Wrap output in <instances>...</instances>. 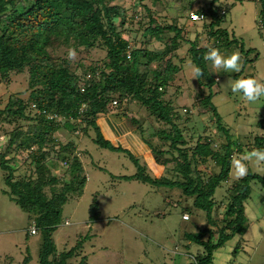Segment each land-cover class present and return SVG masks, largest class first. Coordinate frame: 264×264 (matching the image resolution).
I'll return each mask as SVG.
<instances>
[{"label":"trees","instance_id":"trees-1","mask_svg":"<svg viewBox=\"0 0 264 264\" xmlns=\"http://www.w3.org/2000/svg\"><path fill=\"white\" fill-rule=\"evenodd\" d=\"M117 1L0 0V80L9 81L10 73L27 69L30 92L27 100L11 94L0 107L4 191L43 234L40 264H88L86 255L80 261H71L82 256L83 241L58 252L54 238L57 227L65 222V205L84 194L88 181L77 137L60 140L56 132L65 121L85 137H91L93 128L95 143L126 152L136 162L137 173L121 178L137 179L158 190L179 189L181 197H173L174 201L164 196L170 203L181 204L182 198L191 200L192 205L182 210L185 224L175 241V249H186L183 254L188 264H214L217 250L234 238L236 246L226 264H242L237 255L252 224L246 205L255 186L264 188V173L249 170L246 177L229 181L232 157L241 156L243 143L225 124L213 101L219 79L209 70V61L203 59L209 48L219 49L223 43L230 48L237 41L235 33L223 26L227 9L221 0L204 2L197 9L193 7L195 0H137L133 10ZM255 1L260 3L256 22L261 21L264 28V0ZM162 3L166 9L175 10L172 23L162 21L154 9ZM191 11L203 18L192 19ZM205 32L209 44L202 45ZM155 41L162 51L149 47ZM185 43L189 45L188 58L204 72L197 79V97L206 110L197 114L181 106L183 85L172 79L189 60L179 53ZM238 47L241 55L253 50H246L244 44ZM62 48L99 49L105 57L91 65L79 60L74 67L68 57L56 55ZM247 62L244 60V65ZM230 75L256 79L251 72ZM134 107L146 108L161 126V130L144 138L169 131L168 146L156 152L165 167L175 163V179L152 175L136 155L103 135L98 124L101 115L117 110L128 117ZM130 120L136 127L141 124L137 117ZM263 124L264 116L259 121ZM254 144L256 149H264V135L255 136ZM210 160L219 167L212 174L202 166L207 167ZM63 164L68 169L59 176L55 169ZM223 182H227L229 198L218 200L215 194ZM96 207L93 204L90 208L92 223L100 217ZM184 214L189 218L185 219ZM29 263L30 256H26L22 264Z\"/></svg>","mask_w":264,"mask_h":264},{"label":"rangeland","instance_id":"rangeland-1","mask_svg":"<svg viewBox=\"0 0 264 264\" xmlns=\"http://www.w3.org/2000/svg\"><path fill=\"white\" fill-rule=\"evenodd\" d=\"M209 1L211 0H195L193 7L197 9L204 2ZM117 3L125 4L130 10L136 9L138 5L137 0H118ZM220 3L227 9L223 26L227 27L231 34L235 33L237 41L230 48H226L223 43L218 50L224 56L239 52L241 71L244 74L254 73L256 79L264 83V28L261 21L256 22L260 3L255 0H221ZM162 5L154 9L159 11L162 21L172 23L175 10L166 9L164 3ZM135 27L139 28V25ZM188 28L192 31L191 26ZM194 37L195 33H192V38ZM204 37L202 45L209 44L206 32ZM241 44L245 45L246 50L253 48L252 52H244V55H241L240 47H238ZM149 47L163 50L157 41L151 42ZM188 49L187 43L180 48L181 57L189 60L178 74L172 76V79L183 85L182 96L179 99L181 106L190 108L197 114L204 112L206 107L200 105L197 97L198 80L195 78L192 80L191 69L195 65L188 58ZM69 50L62 48L56 52V55L68 57ZM75 52L76 57L71 60L74 67L79 60H84L87 65H91L93 61H99L105 57V52L99 49L89 51L81 49ZM246 59L248 62L244 65ZM208 67L219 79L214 86V91L217 93L213 101L218 106L225 124L243 143L240 152L242 156L247 153L245 150L248 149L250 152L251 149H256L255 136L264 135V124L259 125V121L264 116V98L255 103L244 102L239 94L232 93L226 86L230 78L235 80L231 73H224L223 70L213 68L211 62ZM81 71L78 69L79 73ZM28 78L29 73L26 69L22 72L10 73L9 81L0 80V107L11 94L28 99L30 94ZM207 91L205 89L206 93ZM111 113L120 114L117 110ZM130 113L127 120L133 127V134L146 142L152 141L158 144L155 147L157 150L154 149L152 153H144L141 156L133 149L129 151L138 157L142 166L147 165V170L152 175L175 179L176 173L173 172L175 163L165 167L159 162V155H157L158 151L168 146L167 139L171 137L169 131L160 132L155 139L144 138V136H150V133L161 130L160 124L148 114L146 108L134 107ZM133 116L137 117L142 125L136 127L130 120ZM183 117L185 119V116ZM211 121L214 122V120ZM90 132L91 137L82 136L81 131L74 130V125L70 121H65L64 126L56 132L60 140L77 137L78 154L83 158L88 176L84 194L78 200L65 205V222L59 225L54 233L58 252L69 250L79 241H83L82 256H75L71 259L72 262L80 261L86 255L88 264H188L189 260L183 254L187 252L186 249H175V241L180 238V228L185 224L182 219V210L192 205L191 200L186 201L182 198L181 204L176 202L175 204L173 199L181 197V191L177 188L162 187L158 190L151 184L137 179L121 178L137 173L136 162L126 152H116L98 145L92 140V137L96 135L95 130L91 128ZM3 139L4 135H0V141ZM245 163L248 164L249 170L264 173V170H257L251 163L247 161ZM59 166V169L56 167L55 173L63 176L68 166L66 164ZM202 166L209 174L219 170V167L215 166L211 160L207 167ZM230 180L238 179L234 175H229ZM227 188V182H223L217 188L216 199L229 198L230 192ZM4 189H6L4 171L0 167V264L6 262L22 264L26 256H30L29 264H40L39 253L42 249L43 234L38 229L37 234L30 232V227L34 223L30 221L28 213L14 202ZM165 195L170 196L168 200L174 197L172 203L164 200ZM93 204H96L100 211V217L95 223L90 222L89 219ZM246 207L252 224L244 235L242 248L237 256L242 264H264V188L255 186V191ZM200 218L201 215L199 220ZM205 221L204 218L201 222ZM236 242L234 238L226 246L217 250L214 264H226L232 255L231 252L235 249Z\"/></svg>","mask_w":264,"mask_h":264},{"label":"clouds","instance_id":"clouds-1","mask_svg":"<svg viewBox=\"0 0 264 264\" xmlns=\"http://www.w3.org/2000/svg\"><path fill=\"white\" fill-rule=\"evenodd\" d=\"M75 57V50L70 49L68 52V59L74 60ZM203 59L211 62L213 68L223 70L224 73H239L241 71V56L239 52H233L228 56H224L218 49L213 47L208 49ZM203 75L204 72L201 68L195 66L192 67V80L194 78L200 79ZM226 86L230 88L232 93L239 94L240 98L246 103H255L261 98H264V83L254 78H238L235 80L230 78ZM245 161L251 163L257 170H264V149H254L240 157L233 155L231 160L230 175H234L236 179L246 177L248 175L249 168ZM37 233L38 230L36 228V233L32 234Z\"/></svg>","mask_w":264,"mask_h":264},{"label":"crops","instance_id":"crops-1","mask_svg":"<svg viewBox=\"0 0 264 264\" xmlns=\"http://www.w3.org/2000/svg\"><path fill=\"white\" fill-rule=\"evenodd\" d=\"M115 114L118 113L103 114L98 118V124L106 139L127 150L133 149L140 156L144 153H152L156 149L158 143L146 142L133 134V127L124 113L120 112L117 116Z\"/></svg>","mask_w":264,"mask_h":264},{"label":"built area","instance_id":"built-area-1","mask_svg":"<svg viewBox=\"0 0 264 264\" xmlns=\"http://www.w3.org/2000/svg\"><path fill=\"white\" fill-rule=\"evenodd\" d=\"M190 16H191V18L194 19V20H200V19L203 18V15H201V14L195 12V11H191V12H190ZM115 103H116V101H114V104H115ZM183 217H184V218L187 217V218H185V219H188V218H189V215H188V214H184ZM31 233H36V227H35V225H33V226L31 227Z\"/></svg>","mask_w":264,"mask_h":264}]
</instances>
